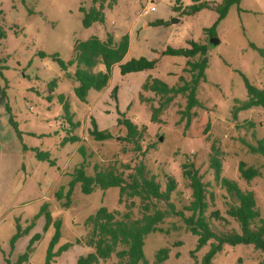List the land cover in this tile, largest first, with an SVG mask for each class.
<instances>
[{"label": "rangeland", "instance_id": "1", "mask_svg": "<svg viewBox=\"0 0 264 264\" xmlns=\"http://www.w3.org/2000/svg\"><path fill=\"white\" fill-rule=\"evenodd\" d=\"M183 3L188 6L192 0ZM209 4L210 10L186 16L173 12L175 0H119L113 10L105 12L104 24L87 29L80 8L89 9V0H0V28L6 34L0 40V106L8 117L0 125V264H47L56 222L61 224L60 240L53 251L69 247L50 264H76L80 256L94 251L87 246L92 230L86 224L88 218L102 208L118 211L119 220L130 212L126 201L120 204L119 188L86 195L81 184L74 187L71 204L66 206L73 175L83 165L87 176H94L96 166H115L129 174L125 166L134 170L144 165L164 189L167 176H173L178 188L172 200L181 209L191 200L182 166L193 162L207 184V216L218 210L228 220H211L213 229L219 234L240 232V225L227 215L238 201L215 180L210 168L215 143L221 151V177L235 181L243 192L252 191L264 219V158L251 151L259 141L264 142V108L244 109L247 82L264 88V0H241L219 23L215 1ZM145 10L149 13L143 15ZM137 16H143L152 28L158 21L166 25L142 37L150 46L145 55L132 54L124 63L141 56L152 60L165 43L177 44L187 38L207 47L206 82L197 91L202 107L193 109L189 128L180 114L186 109L185 96L179 95L153 122L151 106L159 107L165 96L156 94L153 102L142 100L146 91L142 92L143 82L137 74L123 76L116 66L118 73L113 69L109 86L90 91L84 102L75 93V68L65 70L59 62L68 65L77 44L92 37L104 39L106 32L129 37ZM214 26L216 36L211 37L205 31ZM143 31L147 32L145 27ZM185 76L191 78L189 73ZM129 127L145 129L142 152L125 140ZM95 130L112 137L99 141L91 135ZM240 163L257 168L260 176L248 183L241 176ZM135 201L131 217L137 220L145 211L141 200ZM157 207L166 209L163 202ZM160 227L164 232L145 240L149 264L156 263V253L162 248L170 249V259L164 264H195L210 249L206 246L193 259L197 237L178 217H168ZM261 261L260 251L239 245L224 246L213 264ZM101 264L124 263L113 256Z\"/></svg>", "mask_w": 264, "mask_h": 264}, {"label": "trees", "instance_id": "2", "mask_svg": "<svg viewBox=\"0 0 264 264\" xmlns=\"http://www.w3.org/2000/svg\"><path fill=\"white\" fill-rule=\"evenodd\" d=\"M91 7H81L80 11L84 14V28H91L96 24H104L106 21L107 10H113L119 0H89ZM183 0H175L173 10L176 13H184L186 16H192L196 13L210 9L209 1L211 0H192L190 6H184ZM217 5L215 12L218 14V23L224 20L229 11L238 6L241 0H212ZM155 26L166 25L163 21L154 23ZM214 26L206 30L211 37H215ZM5 32L0 28V40L5 38ZM129 37H116L113 33L107 32L104 39L92 37L85 42L77 44L73 59L69 64L59 61L61 66L75 68L73 77L78 86L75 89L76 96L81 101H86L89 92L92 90L102 91L108 87L111 80L114 66L119 65L123 76L138 73L142 71L153 70L156 67L155 61L146 58L132 59L123 63L124 58L129 50ZM164 55L185 57L188 59L187 68L184 74L189 73L191 78L185 75L180 77L179 83L170 87L168 84L151 78L143 87V90L151 91L157 95L165 96L159 104V107L151 106L153 122H158V115L163 112L179 95L187 99L186 109L182 111L181 121L186 119V128L191 126L193 109L202 107L197 98V91L202 83L206 82V70L209 67L207 57V47L195 41H189L188 47L173 49L169 47ZM102 66L101 71H97ZM248 101L244 109L253 107L264 108V88L261 89L247 82ZM153 99L143 98L146 102H153ZM142 131H137L129 127L126 141L136 145V150L142 152L140 141L143 138ZM91 135L99 140L105 141L112 136L109 132L92 131ZM251 151L264 158V142L259 141L256 146L251 147ZM145 153V152H144ZM210 168L214 171L215 180L220 182L222 187L238 201L227 212V215L233 218L240 225V232L231 231L228 233H217L210 223L211 220L223 221L228 220L223 217L220 211H213L207 216L209 202L207 200V184L203 176L193 162L185 163L182 166V175L189 181L191 189V200L188 205L178 209L173 203V196L177 191L178 184L173 176H167L166 188L157 181V177L148 175L144 165H140L134 170L125 166V169L131 170L126 174L115 166L101 169L95 167L94 176H87L85 166L78 168L70 184V190L67 194L68 202L71 204V196L74 187L81 184L82 192L90 195L96 190L107 191L111 188H119L120 204L126 201V207L130 212L119 220L118 211L110 212L105 208L100 209L95 215L88 218L86 224L92 226L88 238L87 246L94 251L80 256L76 264H101L107 262L116 256L120 263L124 264H149L145 258V240L146 237L153 233L164 232L160 225L168 217H178L186 225L187 230L197 237V244L194 251L191 252L193 259L196 254L206 246H210L209 251L202 257L201 261L196 260L195 264H213L216 256L223 250L224 246L236 247L239 245L253 246L257 251L262 253L264 264V219L261 218L260 211L257 207L254 194L252 191L243 192L239 185L232 180L222 178V159L221 151L214 143L212 146V155L210 158ZM239 171L242 178L251 183L255 178L260 176L261 172L250 167L245 163H240ZM60 197V196H59ZM136 199H140L145 211L142 218L132 219V211L136 207ZM214 202V195H211ZM164 203L166 209H159L157 205ZM129 203V204H128ZM152 208V209H151ZM153 210V211H152ZM47 220L51 222V217L47 213ZM256 222H259L256 224ZM60 222H56V235L48 251L47 264H50L54 258L61 252L67 250L69 246H63L58 252H54V245L60 240ZM37 236L35 240H38ZM180 245V243H177ZM122 249L119 250V248ZM24 262L27 257H24ZM170 259V249L162 248L156 253V263L164 264Z\"/></svg>", "mask_w": 264, "mask_h": 264}, {"label": "crops", "instance_id": "3", "mask_svg": "<svg viewBox=\"0 0 264 264\" xmlns=\"http://www.w3.org/2000/svg\"><path fill=\"white\" fill-rule=\"evenodd\" d=\"M184 6L187 7V5H184ZM188 6H190V5H188ZM173 7H174V5H172V9H173ZM204 10H210V9H204ZM173 12L175 13L174 10H173ZM142 17L143 16H139V17L137 16L136 19L133 21V24L130 28V31H129V38H130L129 50H128V53L126 54L125 58H124L123 63L126 62L127 60H129V58L131 57L132 54H134L136 56H138L140 54L145 55L147 53L148 49L150 48L148 43L144 44L145 42L142 41L141 39L144 35L146 36L150 31L155 29L157 26L152 28L149 24H146V21L143 20ZM163 26H165V25H163ZM143 27L146 28L147 32L143 31ZM159 27H161V26H159ZM106 34H107V32H106ZM106 34H105V36H106ZM116 37H117V35H116ZM118 38H120V37H118ZM189 41H192V40L190 38H187L184 41H182L181 43H177V44L175 43V44H171V45H167V43H165L166 45L164 44L163 46H161L160 53L155 54V56L152 60L148 59L150 61L157 62L156 67L153 70L142 71V72H138V73H132V74H137V77H139L140 80L143 82L142 92L144 91L143 90L144 85L151 78L158 79V80L168 84L170 87H174L179 83L180 77L185 75L184 71L187 68L188 59L185 57L164 55V52L169 47H171L173 49L186 48V47H188ZM141 57L143 58V56H141ZM137 58H140V57H137ZM116 66L119 67V65H116ZM116 66H114L113 69H114V72L116 71L118 73V70L115 69ZM158 69H159V72L157 73V76H156L155 72ZM120 73H121V70H120ZM152 73H154V74H152ZM128 75H130V74H128ZM110 82H111V80H110ZM110 82H109V84H110ZM109 84H108V86H109ZM144 94H145V98H147V99L156 98V94L151 92V91L144 92ZM2 104H3V102H2V99L0 96V105H2ZM7 119H8V117L6 115V109L3 106H0V125L5 124L7 122Z\"/></svg>", "mask_w": 264, "mask_h": 264}, {"label": "built area", "instance_id": "4", "mask_svg": "<svg viewBox=\"0 0 264 264\" xmlns=\"http://www.w3.org/2000/svg\"><path fill=\"white\" fill-rule=\"evenodd\" d=\"M155 11V7H153L152 9H151V12H154ZM147 13H149V11L148 10H145L144 12H143V15H146Z\"/></svg>", "mask_w": 264, "mask_h": 264}, {"label": "water", "instance_id": "5", "mask_svg": "<svg viewBox=\"0 0 264 264\" xmlns=\"http://www.w3.org/2000/svg\"><path fill=\"white\" fill-rule=\"evenodd\" d=\"M213 42H214L215 44H218V43H219V41L216 40V39H214ZM160 141H163V138H160Z\"/></svg>", "mask_w": 264, "mask_h": 264}]
</instances>
